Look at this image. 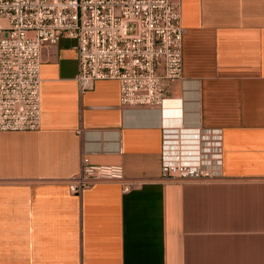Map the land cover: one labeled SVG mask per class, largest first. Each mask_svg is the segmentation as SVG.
Instances as JSON below:
<instances>
[{"label":"crops","instance_id":"1","mask_svg":"<svg viewBox=\"0 0 264 264\" xmlns=\"http://www.w3.org/2000/svg\"><path fill=\"white\" fill-rule=\"evenodd\" d=\"M176 1L184 80L170 94L186 123L223 129V175L162 180L158 112L123 111L116 79L81 92L63 38L41 53V127L0 129V264H264V0ZM83 155L143 185L75 194Z\"/></svg>","mask_w":264,"mask_h":264},{"label":"built area","instance_id":"2","mask_svg":"<svg viewBox=\"0 0 264 264\" xmlns=\"http://www.w3.org/2000/svg\"><path fill=\"white\" fill-rule=\"evenodd\" d=\"M183 35L176 0H0V129L41 127V53L68 38L75 41L81 92L116 79L123 111L158 112L162 180L223 175V129L186 123L184 97L170 94L184 80ZM106 182L120 183L124 192L143 185L123 165L94 164L85 155L67 179L75 194Z\"/></svg>","mask_w":264,"mask_h":264},{"label":"bare ground","instance_id":"3","mask_svg":"<svg viewBox=\"0 0 264 264\" xmlns=\"http://www.w3.org/2000/svg\"><path fill=\"white\" fill-rule=\"evenodd\" d=\"M178 103H180V102H178ZM178 110H180V109H178Z\"/></svg>","mask_w":264,"mask_h":264}]
</instances>
